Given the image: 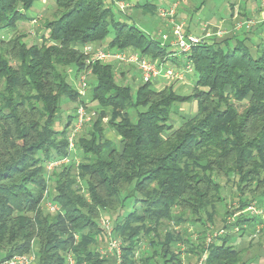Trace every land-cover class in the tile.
I'll return each instance as SVG.
<instances>
[{
    "label": "trees",
    "instance_id": "1",
    "mask_svg": "<svg viewBox=\"0 0 264 264\" xmlns=\"http://www.w3.org/2000/svg\"><path fill=\"white\" fill-rule=\"evenodd\" d=\"M37 1L0 0V32L32 20L26 11ZM134 2L158 12L155 2ZM113 3L56 0L41 44L23 33L0 39V259L34 246V264H67L69 255L76 264H148L153 256L162 258L158 264H184V251L198 260L207 253L205 264H239L236 238L224 233L207 242V224L223 200L220 178L239 192L238 210L247 212L252 202L264 206V37L254 41L245 32L195 46L188 56L197 73L190 94L172 84L133 87L117 81L113 63H87L84 47L107 42L112 50L133 48L152 59L172 52ZM84 69L94 77L88 97L100 107L78 138L81 160L54 169L50 189L47 163L70 154L67 135L81 101L70 71L79 79ZM63 100L75 109L58 130ZM191 101L196 112L180 114L178 106ZM173 114L179 122H172ZM109 129L118 142L106 135ZM46 190L58 210L43 205ZM226 213L224 229L256 218L245 215L232 224L235 211ZM105 217L122 242L120 263L96 248L106 239ZM198 223V238L175 229Z\"/></svg>",
    "mask_w": 264,
    "mask_h": 264
},
{
    "label": "rangeland",
    "instance_id": "2",
    "mask_svg": "<svg viewBox=\"0 0 264 264\" xmlns=\"http://www.w3.org/2000/svg\"><path fill=\"white\" fill-rule=\"evenodd\" d=\"M112 2L114 1L115 4H118L120 1H126L129 2L130 5L128 7H125L123 11L125 14L130 16L131 18H124L126 20H129V22H133L137 25V27H140L144 33L149 34L152 37H159L161 36L163 31H169L166 30V18L162 17L159 14V11L156 14L146 13L144 14L141 8H137L135 5L134 0H107ZM137 1V0H136ZM141 3L143 2H155L160 5H164V1L169 2L172 0H139ZM113 3V4H114ZM122 3V2H120ZM119 3V4H120ZM110 4V3H109ZM115 9L116 5H113ZM57 4L56 0H39L37 1L31 9L26 11L29 16H34L32 20L24 21L19 23L18 27H15V29H7L5 31L0 32V39L6 38L8 39L11 36H16V34L23 33L27 35V39H29L30 43H42L43 36L48 35V30L44 28V21L45 20H52L57 14ZM262 8V1L261 0H182L180 3V7L177 10L176 19L178 21V15L180 17V9H183V13L186 15L185 21H187L188 25L194 24L197 26L198 29L203 28V32L208 29V23H217L215 24L216 29H227L228 31H231L233 29V26L235 22L244 21L247 19H257L258 9ZM257 11V12H256ZM147 12V11H146ZM233 14H232V13ZM237 13V17L233 18V15ZM263 17V16H261ZM134 20H133V19ZM123 19V20H124ZM184 22V21H182ZM185 23V22H184ZM264 21H261L255 25L252 26V28L249 31L240 30L237 31L238 37L242 38L244 37V33L248 32L252 37H254V41H260L262 37L260 38L261 33H264ZM167 24V22H166ZM263 28L261 31L260 29ZM260 31V32H259ZM256 32V33H254ZM257 32H259V36H257ZM198 33V32H197ZM202 35V34H200ZM234 35L233 33H229L226 36ZM254 35V36H253ZM224 36V37H226ZM223 37V38H224ZM222 39V38H221ZM256 43L253 45L255 46ZM97 48H108V43L106 42H98L95 44ZM170 63V62H169ZM12 64L15 65L16 63L12 61ZM115 66V75L117 78V81L121 84H129L133 87L138 86V84L142 83L141 76L139 74L138 69L135 66H127L123 65L119 62L113 63ZM172 64V63H171ZM125 72V74H122V72ZM73 71H70L71 75V82L75 84V86L78 88L79 79L74 78ZM94 79L93 76H90L89 82ZM197 80V73L195 71L189 72L186 74V80L185 83L181 84L183 87L180 89V93L183 94H190L193 91V87L195 85V82ZM177 84L176 81L174 83ZM66 100H63L62 102V110L58 117V121L56 123V128L58 130H62L66 123V117L69 113L73 112L75 109V104H72L71 102H65ZM196 103L195 101H193ZM99 102L91 101L90 96L86 98V104L89 105V112H95L94 117L96 116V110L100 107ZM179 109H185L187 113H192L193 110H191L192 103L191 102H185L183 104H180ZM194 109V108H193ZM93 117V118H94ZM173 121L179 122L180 119L176 114H173ZM93 121V119H92ZM91 123H88L86 128L90 126ZM106 134L113 137L115 141L118 142V139L116 136V133L109 129L106 131ZM81 152L77 149L75 153L71 156L72 161L78 162L81 160ZM61 168H57V170H60ZM56 171V170H55ZM53 171L49 172L48 179V188L53 189L54 186V180L55 177L53 176ZM221 185H222V192L221 196L223 198L222 201H217L215 203V207L217 210V214L214 217V223L207 224V227L209 226V234H214L217 232H220L222 229H224V220L226 217L227 211H235L233 215H229L231 218L232 224L236 222L238 218L241 216H254V221L252 220L251 226L249 224H240L235 226L231 229H224L226 233H229L233 235L236 239L233 240L232 244L233 246H237L238 249L242 250L241 258L242 262L239 264H264V206L257 205V202H252L250 206H253L254 209L259 211L260 217H257V213L250 211V209H247V212H242L238 209H241L240 201H239V192L236 190V187L234 184L230 181H228L225 178L219 179ZM47 197L44 198L43 205H46L47 203ZM249 207V206H248ZM247 207V208H248ZM106 218V217H105ZM229 219V218H228ZM113 221V220H112ZM102 224V223H101ZM112 226V224H111ZM166 225L162 226L161 231L163 233L166 232ZM175 229L180 230L185 237H189L190 239L198 238L199 234L202 231L201 223L195 224V225H182L180 227H177L175 225ZM113 233V230H112ZM207 235V236H208ZM214 236V235H213ZM212 236V237H213ZM114 237V235H113ZM118 239V238H117ZM120 239V238H119ZM207 239V237H206ZM121 241V240H120ZM200 241V240H199ZM109 242L110 238L106 235V239L103 240L101 237L99 239V242L96 244V248L100 250H107L109 248ZM143 246H146V244H142ZM160 246H157L159 248ZM185 248V246H182ZM143 248V247H142ZM144 250L146 247L143 248ZM183 250V249H182ZM112 254V253H109ZM109 254H106L104 256H107ZM147 254H149L151 257L153 256L152 250L147 249ZM152 254V255H151ZM160 256H153L151 261L148 264H158L159 261L161 262ZM197 260V261H196ZM182 261L184 264H187L188 261H196L200 264L201 259L198 260L193 254H187L186 251L182 254ZM238 264V263H237Z\"/></svg>",
    "mask_w": 264,
    "mask_h": 264
},
{
    "label": "built area",
    "instance_id": "3",
    "mask_svg": "<svg viewBox=\"0 0 264 264\" xmlns=\"http://www.w3.org/2000/svg\"><path fill=\"white\" fill-rule=\"evenodd\" d=\"M261 1L262 8L264 9V0ZM120 2H118L117 5L121 10L130 5V3L126 1ZM181 2L182 0H172L168 4L159 6V14L167 19L166 22L170 29L169 31H163L161 36L153 38H155L157 41L160 42L162 46L167 47L169 50H172L171 48H173L179 54L186 56L187 62L185 65L182 66L170 64L168 63V59L166 58L152 59V57L148 55H143L139 51L134 50L133 48H128L122 51H115L112 50V48H97L95 45L91 44L84 47L85 53L89 54L87 63L90 64L93 61H101L107 63L119 62L123 65L135 66L139 71L142 83L152 82L154 84L157 79L162 77L167 78L171 81L175 80L176 82H185L186 74L194 71V65L190 60H188V56L191 54L195 46L202 44L205 41H214L216 39L223 38L229 33L237 34V31L243 29L245 31H249L253 25L264 21V17L259 16L257 17V19L252 18L244 21H239V23L235 22L231 31H228L227 29H218L217 31L212 32L211 30L206 29L204 34L197 36L193 35V33H186L184 28L185 23L182 21H178L175 17ZM91 74V69H84L80 74V83L78 86V90L81 95V101L76 109V115L74 116L75 119L69 127L67 135V145L70 154L62 157L61 159H54L49 161L47 163V177H49V172L63 165H68L72 162L71 156L77 150L78 138L84 131L87 124L92 122V119L95 115V112L90 113L88 111V108L85 106L86 103L82 102V100H85L86 102V98L88 97V91L90 89L89 78ZM47 191L48 190L45 191V197H48ZM45 206L50 211L58 210V206L51 202V200H48ZM247 209H250V211L252 210V212H255L257 214H260L259 211L253 208V206H249ZM230 222H232L231 218H229V223ZM101 223L106 230V235L110 238V246L109 248H107V250H100V253L102 256L109 253L115 254L117 256L118 263H120L122 254V242L120 241V239L113 237V228L111 226V221L108 218H103L101 220ZM224 233H226V231L222 229L220 232L214 233V236L212 234H209L207 242H211L214 237ZM36 257V248L33 246V249L30 253H25V255H15L10 259H0V264H34L36 261ZM206 258L207 253H205L204 256L201 258L200 264H205ZM67 264H76V260L72 255H69L67 257Z\"/></svg>",
    "mask_w": 264,
    "mask_h": 264
},
{
    "label": "crops",
    "instance_id": "4",
    "mask_svg": "<svg viewBox=\"0 0 264 264\" xmlns=\"http://www.w3.org/2000/svg\"><path fill=\"white\" fill-rule=\"evenodd\" d=\"M113 2V1H112ZM170 2V1H169ZM169 2H166V1H164V3H166V4H168ZM109 3H111L110 1H109ZM259 11H258V14H257V16H259V15H261V16H263L264 17V9L263 8H259L258 9ZM257 12V11H256ZM144 14H146V12H143ZM180 17H179V15H178V18H179V20L180 21H184L185 22V31H186V33H189V34H192L193 33V35H200V34H204V32H203V28H200V29H198L197 28V26L196 25H194V24H191V25H188V23H187V21H185V18H186V15L183 13V9H180ZM232 13V12H231ZM237 13L238 12H236L234 15H233V18H236L237 17ZM32 17H34V16H32ZM215 24H217V23H212V22H209L208 23V29L209 30H211L212 32H215V31H217V29H216V26H215ZM165 25H166V30H169L170 29V27L168 26V24H166V22H165ZM263 28H261L260 29V31L262 30ZM259 31V32H260ZM263 31V30H262ZM198 32V33H197ZM259 32H257V36H259ZM254 33H256V32H254ZM264 35V33H261V35H260V38L262 37ZM254 36V35H253ZM260 41H261V39H260ZM106 43V42H105ZM95 45V44H94ZM172 50H170L172 53H171V55H169L168 57L169 58H166V59H168V63L170 62V64L172 63V64H174V65H185L186 64V62H187V58H186V56H184V55H182V54H179L176 50H174L173 48H171ZM175 83V80H173V81H171V80H169V79H167V78H164V77H162V78H159V79H157L155 82H154V87L155 88H157V89H163V88H165V87H167L168 85H171L172 84V86H174L176 89H178V90H180V89H182L183 87L181 86V84H183V83H185V82H179V81H177L176 83V85L174 84ZM191 103H192V107H191V110H193V112L192 113H187L186 111H185V109H180V114H183V115H185V116H190L191 114H193V113H195L196 112V109H197V104L196 103H194L193 101H191ZM194 108V109H193ZM172 122L173 123H175V121H173L172 120ZM109 138H112V139H114L113 137H111V136H109L108 134H106ZM251 226V225H250Z\"/></svg>",
    "mask_w": 264,
    "mask_h": 264
}]
</instances>
